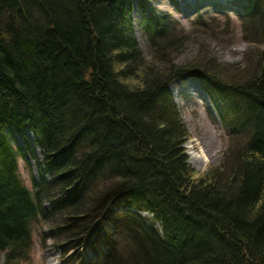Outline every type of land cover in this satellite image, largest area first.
<instances>
[{
	"label": "trees",
	"instance_id": "1",
	"mask_svg": "<svg viewBox=\"0 0 264 264\" xmlns=\"http://www.w3.org/2000/svg\"><path fill=\"white\" fill-rule=\"evenodd\" d=\"M147 2H138L140 22L163 56L170 24L147 12ZM132 7L130 0H0V264H29L33 226L47 219L71 224L81 246L69 258L77 264H94L81 247L91 250L96 232L105 251L97 248L96 264H264V0L242 7L243 32L262 49L228 90L198 68L147 69ZM183 75L200 80L217 105L221 94L232 104L230 116L216 105L232 142L229 164L198 178L187 167L186 131L166 87ZM241 101L253 133L237 148ZM27 124L46 165L54 154L58 165L48 169L49 183L31 181L33 191L18 172L28 153L12 144ZM104 180L109 188L88 195ZM127 194L162 218L164 236L123 224L124 238L108 237L120 216L110 202L120 206Z\"/></svg>",
	"mask_w": 264,
	"mask_h": 264
},
{
	"label": "rangeland",
	"instance_id": "2",
	"mask_svg": "<svg viewBox=\"0 0 264 264\" xmlns=\"http://www.w3.org/2000/svg\"><path fill=\"white\" fill-rule=\"evenodd\" d=\"M141 1L144 0H130L133 6L131 21L133 36L147 69H171L173 66L186 68V70L198 68L194 72H203L204 80L210 77L215 79L216 84L227 82V85H231L230 82H236L239 79L240 71L244 67H250L258 51L262 49L261 45L250 41L252 32L249 34L246 31L243 32L241 26L242 8L238 7L246 4V0H223V2L220 0H148L147 12L154 11L170 24L166 33L167 38L165 37L169 47L167 54L162 56V53L156 51V46L160 42L152 45L140 22L143 14L138 8V2ZM161 60H167L169 66H164ZM133 79L129 82L134 86H140L138 78ZM189 80L197 82L202 88V83L189 75H183L171 81L166 87L172 105L186 131L181 148L187 160V167L198 178L220 167L227 153L233 149L231 138L221 123L217 104L204 91L189 93L191 84ZM13 137L18 146L24 145L25 141L21 136L13 134ZM25 139L33 145L32 134L29 139L26 137ZM33 153V157L30 154L26 155L27 163L23 160L17 161L19 177L30 191H33L31 178L36 184L42 181V173L39 170V165H42V156L36 147ZM228 164L224 163L226 168ZM44 180L48 181V178L44 177ZM108 182L109 180H104L97 184L92 183L91 189L89 188L87 192L88 195L93 194L94 190L109 188ZM42 191L43 196L48 194V198H51L52 193L48 188H42ZM46 207L49 208L47 201L44 205V208ZM65 222L64 219L63 221L52 219L51 222L47 219L45 224L39 221V224L36 223L33 226V244L29 264H73L76 262L75 259L69 258L72 251L64 254V251L70 247H74L73 251H75L80 244L78 242L75 245L72 241L73 237H69L67 232L70 231L71 224H64ZM117 224L119 229L116 240L118 237L120 241L121 236L124 238L121 233L123 224L119 222ZM96 234L101 235L99 232ZM97 247L100 253H105L103 247ZM114 252L119 251L115 249ZM84 258L87 259L85 254Z\"/></svg>",
	"mask_w": 264,
	"mask_h": 264
},
{
	"label": "bare ground",
	"instance_id": "3",
	"mask_svg": "<svg viewBox=\"0 0 264 264\" xmlns=\"http://www.w3.org/2000/svg\"><path fill=\"white\" fill-rule=\"evenodd\" d=\"M240 79L241 78H239L238 79L239 81H236V83L233 82V84L229 85L227 88L226 87H224V88L226 90H228L230 88L232 89L233 87H236V84H238L237 82H241ZM198 81H200V80H198ZM190 83H191L190 84V88H189L190 91L187 89V91H189V93H194V92H199V91L201 93H203V91L206 92V89H205L204 84L202 82H201L202 83V88L199 87V85L195 81H190ZM221 95H223V99H220L218 101L219 104L217 105V107H219L222 111H225V109H227V111L229 112V116H230L232 104L230 103V101L227 98V96H224V94H221ZM243 104H244L243 101L238 103V109L241 112H243L242 116L244 115V117H243V119H240L239 123H238L239 132H240L241 136L235 141V142L239 143L238 144L239 147L237 146V148L243 147L244 144L243 145H241V144L244 143L246 140L250 141L251 135L253 133V132H251L252 128L249 129V127L246 126V123H245L246 122L245 121L246 110H245V107L243 106ZM239 106H240V108H239ZM23 130H24L23 133H17V135L21 136L22 139L25 141L24 145L20 147L14 141L12 142V144L15 145L16 148H20L23 152L29 154V153H31V149L34 151V147H36L35 141H34V137L35 136H34V132L32 131L30 125L27 124L26 126H24ZM30 133L32 134V137H33V145H31V143H29L25 139V137L27 139H29L31 137ZM56 156H57L56 154H54L52 156L51 155L48 156L47 157V165H46V162L44 161V159H42L41 160L42 161V165H39V170L42 173L41 174L42 175L41 179L44 180V177L48 178V181H46V183H49L50 182V178H51L48 171L49 170L53 171L52 169H56L58 167L57 163H55ZM113 181L120 182V179L117 178V177L116 178L114 177ZM108 183H109L108 186L111 185L110 182H108ZM59 184H60V181H59ZM59 184H58V188L59 187L61 188V186H62V188L65 187L64 184H62V182H61L60 185ZM127 196H128V198L124 197V200L121 202L120 206H119V204H116L115 199L114 200L112 199V202H110L111 209L114 210L115 208H119V210H118L119 212L118 213H119L120 216H119V218L117 219L116 222H119L120 224H125L127 230H130V231L135 232V233L136 232L139 233L141 231V227H142V228L147 229V230L151 229V231H153L152 233H154V234L156 233V234L160 235L161 237L164 236V235H162V226H163L162 218L159 217L155 212L149 211L147 206H143V205L142 206H137V205L131 204V201L134 199L133 195L132 194H130V195L127 194ZM127 214L131 215V216H135L136 220L135 219L133 220L132 217L127 218V216H125ZM128 219H130V220H128ZM116 225H118V224L115 223L114 229L111 230L112 232L108 233V237L109 238H111V237L116 238V234H118V229H119V227L117 228ZM156 226H159V227L154 229ZM67 233H69V232H67ZM121 233L123 234V229L121 230ZM91 235H93L91 237V240H90V246L92 247L91 250H87V247H88L87 243L83 244V246L81 247V250L82 251H86V253H84L85 257L87 259H90V260L92 259L93 263L96 264V263H98L100 261V259H96L94 257V253L97 252V248H98L97 246H99V241H98L99 235H97L96 233L91 234ZM70 236L73 237L72 241H74L75 245H77L79 240L77 241V239L74 238L75 235H73L71 233H69V237ZM85 237L86 236H84L83 239ZM81 244H82V242H81ZM79 246H81V245H77V248H79ZM71 251H73V249H71ZM83 260H85V258ZM73 264H77V262H74Z\"/></svg>",
	"mask_w": 264,
	"mask_h": 264
}]
</instances>
